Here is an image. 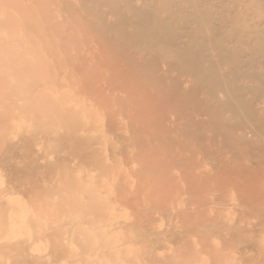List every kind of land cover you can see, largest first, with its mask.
<instances>
[{
    "label": "bare ground",
    "instance_id": "obj_1",
    "mask_svg": "<svg viewBox=\"0 0 264 264\" xmlns=\"http://www.w3.org/2000/svg\"><path fill=\"white\" fill-rule=\"evenodd\" d=\"M163 80L198 91V168L263 164L215 216L183 157L132 151ZM260 152L264 0H0V264H264Z\"/></svg>",
    "mask_w": 264,
    "mask_h": 264
},
{
    "label": "rangeland",
    "instance_id": "obj_2",
    "mask_svg": "<svg viewBox=\"0 0 264 264\" xmlns=\"http://www.w3.org/2000/svg\"><path fill=\"white\" fill-rule=\"evenodd\" d=\"M125 58V59H124ZM130 58L129 61H127L126 59ZM133 59V58H132ZM131 57L127 56V57H123V59H121L122 63L119 62V59L117 60L120 66H123V68L125 67L126 69H122L121 71H127V75L128 76V67L131 66V64L133 65L134 62H136L134 59L132 61ZM117 61L114 60V62H112L113 64L116 63ZM125 62V64L123 63ZM130 62V63H128ZM142 61H138L136 62L139 67L140 63ZM111 63V64H112ZM116 63V64H118ZM143 63V64H142ZM142 66L145 65L144 62H142ZM114 64V65H116ZM124 64V65H123ZM149 65H151V62L148 63ZM129 65V66H128ZM146 65V66H149ZM118 66V65H117ZM128 66V67H127ZM120 68V67H118ZM128 68V69H127ZM137 75V74H136ZM138 76V75H137ZM136 76V78H137ZM125 77V75H124ZM125 77V78H126ZM129 77L131 78V75H129ZM135 77V76H134ZM137 80V79H136ZM138 81V80H137ZM164 82L162 83L163 85H165L166 83L168 84L167 86H171L172 88L169 89V87L166 89L167 86H162L164 87L163 89H160L159 91L160 94L159 96H161V100L160 98L158 101H153L154 103H150L152 100H150V102H148V100H142L143 97L145 99L151 98L152 96L155 95L154 93H152L150 91V89L147 91L146 88V93L143 92V90H141L142 93V99L139 100L140 102L151 106V108L147 109V107L145 108V112L143 111V109H141V111H137V110H131L130 107L134 106L133 103L134 102H138L137 100L133 101V103H127L126 108L128 110V114L127 116L129 117L130 120L135 121L139 119V117L137 118V116H141L140 119L142 118V120H145V122L142 120H138L137 124H141L139 129V134L138 137L141 139H149V142L147 144H142L139 140L137 141V146L133 144V153H137V151L143 153L145 155V158L148 161H152V163H156L158 160L159 162L161 161H167L169 165H174L175 162H173L174 159H178L179 157H183L184 161H185V165L181 166L179 168V173L180 176L183 178L182 180L184 181H189L188 183H193L195 184H199L198 190L201 193H205V191H207V218L215 216L216 214V208H218L222 203H226L229 202L231 200H235L237 198V194H238V189H237V182L240 180L247 182L245 179H255L258 177H260V171L263 165L262 163H258V165L252 166V167H248V168H243V166H241V163L239 161L234 162V163H228L227 159H226V154L221 155V154H217L218 158H217V162L215 163V166L210 167V164L207 163V168H205V170H202L200 168L197 167L196 164V160L197 157L195 155H193V151L192 148L195 147V145L193 144V138H196V134H197V138L199 137L198 133H202L200 134L199 139L202 140L203 144H207V147H211L214 145L215 143V139L209 141L208 137L210 135L209 129L207 124H205V122H201L196 120L194 122L195 119H197V117H193L192 116L188 117L189 115H194L196 116V113L199 112L200 108L196 106V94H197V90H194L193 92H191L190 94L187 93L186 97L182 96H178L177 93V84H173V82H171L170 80H163ZM166 81V82H165ZM171 82V83H170ZM175 85V86H173ZM135 86V85H134ZM136 86L139 88L138 84H136ZM137 87H135L133 90L134 94H135V98L137 97L136 95H138L137 92L138 89H136ZM161 87V88H162ZM139 91V90H138ZM141 91H139L141 93ZM145 91V89H144ZM139 93V94H140ZM153 94V95H152ZM141 95H138V97H140ZM182 97V99H181ZM195 97V99H194ZM134 98V97H132ZM187 99V100H186ZM156 100H157V96H156ZM145 101H147L145 103ZM157 102L158 107L155 106V103ZM132 104V105H129ZM136 104V103H134ZM155 108H153V106ZM153 108V109H152ZM147 109V110H146ZM198 111H197V110ZM150 110V111H149ZM152 110L154 112H152ZM190 111V112H189ZM145 112V113H142ZM155 113L153 114V116L150 114L148 115V113ZM123 113L126 114L125 111H123ZM142 113V114H141ZM190 113V114H189ZM140 114V115H139ZM146 114L149 117H152L151 122L149 123V118L144 117L146 116ZM144 115V116H143ZM155 115V116H154ZM203 117V116H202ZM207 118V122H208V117L204 116ZM134 118L136 120H134ZM145 118V119H144ZM187 118V119H186ZM146 119L148 120V123L146 122ZM183 121V123H180ZM191 119V120H189ZM141 122V123H140ZM147 123V124H145ZM144 125H146L145 127H143ZM206 125V126H204ZM143 127V128H142ZM202 129L201 128H204ZM200 132H197L198 130ZM207 130V131H206ZM156 131V132H155ZM188 132V134L191 132V135L187 136V134H185L186 132ZM196 131V132H195ZM204 132H207V139L203 138L204 136L206 137V134H204ZM182 133L183 136H182ZM196 133V134H193ZM156 134V135H155ZM204 134V135H203ZM193 135H195L193 137ZM187 136V137H184ZM171 137V140L169 139ZM169 139V141H168ZM207 142H206V141ZM199 141V140H198ZM200 142V141H199ZM206 142V143H205ZM199 148V147H198ZM262 152V151H261ZM260 155H258V159L259 162L260 160L263 161V158H261L262 156L264 157L263 153ZM262 155V156H261ZM261 156V157H260ZM260 158V159H259ZM240 164V165H239ZM260 166V167H259ZM201 171V175L200 176H196L194 178L193 175H188V172L192 169V168H196ZM206 167V166H205ZM205 171V172H204ZM242 183V182H241ZM243 184V183H242ZM245 185H243L244 188ZM213 188V191H209L210 188ZM210 192V193H209ZM242 194V196L249 202L251 203H258L259 201H261L264 197V194L261 193L258 190H254L251 192H242L240 193ZM212 197L214 198H211ZM248 198V199H247ZM212 200H215V203L210 204L209 202H211Z\"/></svg>",
    "mask_w": 264,
    "mask_h": 264
}]
</instances>
